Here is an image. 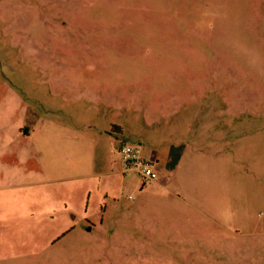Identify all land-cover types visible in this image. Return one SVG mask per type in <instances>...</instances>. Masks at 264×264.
Returning a JSON list of instances; mask_svg holds the SVG:
<instances>
[{"label": "rangeland", "instance_id": "1", "mask_svg": "<svg viewBox=\"0 0 264 264\" xmlns=\"http://www.w3.org/2000/svg\"><path fill=\"white\" fill-rule=\"evenodd\" d=\"M1 214L0 264H264V0H0Z\"/></svg>", "mask_w": 264, "mask_h": 264}, {"label": "crops", "instance_id": "2", "mask_svg": "<svg viewBox=\"0 0 264 264\" xmlns=\"http://www.w3.org/2000/svg\"><path fill=\"white\" fill-rule=\"evenodd\" d=\"M15 97H16V94H15V92H12V100L15 102ZM117 109H122L121 108V106H118L117 107ZM117 114V113H116ZM116 114H114V115H116ZM50 123H51V121H49V123H47V125H50ZM52 124V123H51ZM43 125H46V124H43ZM37 126H38V122H33V130H32V133H30V135L32 134L33 135V132L34 131H36V128H37ZM112 133L114 134V135H121V134H124V132H125V129H124V126L123 125H121V124H117L116 123V121H112ZM108 132V131H107ZM111 133V134H112ZM31 135V136H32ZM44 138H46V136H43ZM171 153L172 154H174L176 157L179 155V154H181L182 153V149L180 148V147H178V146H176V145H172V147H171ZM154 153H156L157 154V150L156 151H154ZM59 155H60V157H62V153H60V154H58L57 152H56V156L57 157H59ZM155 168H156V170L157 171H159L160 173H163V171L165 170V169H167V167H165V165H163L161 162H159L158 160L156 161V165H155ZM48 169V167H46V166H42L41 168H36V169H33V173H32V175H35V174H42V175H44V174H47L49 171L47 170ZM37 170H40V171H37ZM55 171H59L58 170V167H56L52 172H55ZM165 180H168V178H165V177H163L161 180H159V181H157L156 180V182H155V184L156 185H161L162 183H163V181H165ZM171 192H173V191H171ZM174 193V192H173ZM3 201H5V200H3ZM66 205H68V204H61V210L63 211V209H64V207L66 206ZM41 211H37V212H35V210H30V212H28V214H29V216H32L31 218L32 219H34V217H36V216H38V214L40 213ZM45 213V215L46 216H48V214L50 213L49 211H48V209L47 210H45V211H43L42 210V213ZM54 212H56V213H58L57 214V216L55 217L54 216ZM9 214V213H8ZM52 216H53V218H55L57 221H59V222H67V219H66V215H65V213H63V212H58V210H51V213H50ZM7 214H1L0 215V218H4V219H6L7 218ZM66 226H64L62 229V231L65 233V234H68L72 229L69 227V225L66 223L65 224ZM68 225V226H67ZM64 234V235H65ZM63 235V236H64ZM32 252H34V250L32 251ZM41 252L39 251V250H36L35 251V253H33V254H35V255H38V254H40Z\"/></svg>", "mask_w": 264, "mask_h": 264}, {"label": "built area", "instance_id": "3", "mask_svg": "<svg viewBox=\"0 0 264 264\" xmlns=\"http://www.w3.org/2000/svg\"><path fill=\"white\" fill-rule=\"evenodd\" d=\"M120 153L125 170H136L145 182L157 180L155 161L144 157L138 146L124 143L120 147Z\"/></svg>", "mask_w": 264, "mask_h": 264}]
</instances>
